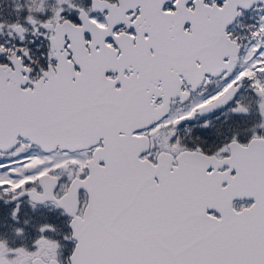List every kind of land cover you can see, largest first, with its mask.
<instances>
[{
    "label": "snow or ice",
    "instance_id": "snow-or-ice-1",
    "mask_svg": "<svg viewBox=\"0 0 264 264\" xmlns=\"http://www.w3.org/2000/svg\"><path fill=\"white\" fill-rule=\"evenodd\" d=\"M0 264H264V0H0Z\"/></svg>",
    "mask_w": 264,
    "mask_h": 264
}]
</instances>
